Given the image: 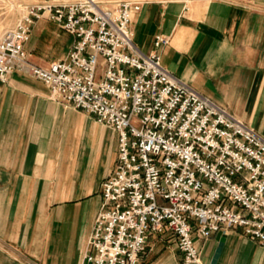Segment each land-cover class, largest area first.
<instances>
[{
	"label": "built area",
	"instance_id": "2783aa9c",
	"mask_svg": "<svg viewBox=\"0 0 264 264\" xmlns=\"http://www.w3.org/2000/svg\"><path fill=\"white\" fill-rule=\"evenodd\" d=\"M30 1L0 36V81L33 76L119 135L85 264H140L153 235H169L179 264H205L200 241L223 228L264 246V137L162 66L169 37L157 35L149 54L137 47L131 24L143 1ZM42 18L74 37L48 67L26 48Z\"/></svg>",
	"mask_w": 264,
	"mask_h": 264
},
{
	"label": "crops",
	"instance_id": "0c3cea01",
	"mask_svg": "<svg viewBox=\"0 0 264 264\" xmlns=\"http://www.w3.org/2000/svg\"><path fill=\"white\" fill-rule=\"evenodd\" d=\"M138 1L137 47L149 54L157 35L169 37L162 66L264 137V0ZM51 22L36 21L26 43L41 67L66 58L74 42ZM56 35L71 39L64 57L47 46ZM49 93L19 71L0 81V264H85L101 185L118 160L114 129ZM170 242L151 236L143 264H179ZM200 244L205 264H264V246L241 228Z\"/></svg>",
	"mask_w": 264,
	"mask_h": 264
},
{
	"label": "rangeland",
	"instance_id": "374dc122",
	"mask_svg": "<svg viewBox=\"0 0 264 264\" xmlns=\"http://www.w3.org/2000/svg\"><path fill=\"white\" fill-rule=\"evenodd\" d=\"M30 2H31L30 0H0V36L7 29L15 27L16 24L24 16L27 15L28 10H29L27 7L30 4ZM43 19L48 22H51L50 20L45 19V18H42L40 20H43ZM64 39L66 40L64 41ZM64 39L57 35L54 39L49 38L48 41L46 42L49 50L54 52V54H59L60 57H64L67 52V49L64 51H61V50L64 49V43L66 42L68 43L71 40L69 36H66ZM68 106L72 107L71 105H68ZM166 244L167 246H169L170 249L173 247L176 248L173 242L166 243ZM148 254H149V245L147 247V251L144 256V259L142 260L140 264H143L145 262V257Z\"/></svg>",
	"mask_w": 264,
	"mask_h": 264
}]
</instances>
